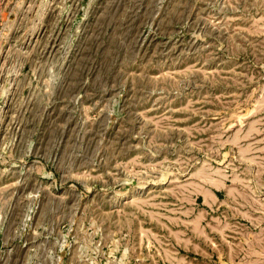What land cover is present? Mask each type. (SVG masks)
I'll use <instances>...</instances> for the list:
<instances>
[{
  "label": "rangeland",
  "instance_id": "1",
  "mask_svg": "<svg viewBox=\"0 0 264 264\" xmlns=\"http://www.w3.org/2000/svg\"><path fill=\"white\" fill-rule=\"evenodd\" d=\"M0 264H264V0H0Z\"/></svg>",
  "mask_w": 264,
  "mask_h": 264
}]
</instances>
